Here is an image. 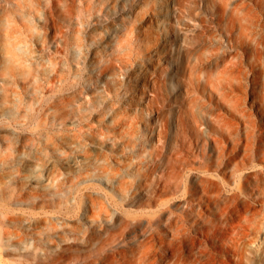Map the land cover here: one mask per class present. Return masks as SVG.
I'll return each instance as SVG.
<instances>
[{
    "label": "rangeland",
    "instance_id": "rangeland-1",
    "mask_svg": "<svg viewBox=\"0 0 264 264\" xmlns=\"http://www.w3.org/2000/svg\"><path fill=\"white\" fill-rule=\"evenodd\" d=\"M146 1L0 0V264H180V216L210 264H233L237 244L241 264H264V0H183L177 16ZM230 60L233 87L217 83ZM243 121L254 153L233 175L221 161ZM203 178L195 228L170 201L196 202L184 191Z\"/></svg>",
    "mask_w": 264,
    "mask_h": 264
},
{
    "label": "bare ground",
    "instance_id": "bare-ground-1",
    "mask_svg": "<svg viewBox=\"0 0 264 264\" xmlns=\"http://www.w3.org/2000/svg\"><path fill=\"white\" fill-rule=\"evenodd\" d=\"M149 1L150 0L146 1L145 5H147L149 3ZM220 4H221L222 8L225 10L227 9L228 5H230V10H233L235 8V6L237 5V3L232 4L229 0H221ZM173 5L174 6L176 5V7L178 8V10H175L173 12V14H172L173 16H175V15L177 16V14L181 13L182 11H185V12L188 11L183 0H174ZM139 10H141V8H139ZM227 15H228V13H227ZM133 16H134L133 20L138 18V14H134ZM228 29H230V28H228ZM146 30H148V28ZM249 30H251V29H249ZM171 31H172L171 38H175L177 34H176V30L174 29V27H172ZM148 34H149V32H148ZM170 45L171 44H168V47L164 46V47H167V48H165V50H169V47L172 49V47ZM259 52H260V49L258 47H256V49H255V53H257L256 60L259 57L258 56ZM230 61H231L230 64L224 65V68L219 70V76L217 78V83L228 84L229 86L233 87V86H237V83L234 82V80H240V78L242 77V72H241V76L238 73H236V71L239 72L237 60H230ZM215 64H217V65L219 64L218 58L215 59ZM251 67H252V65H251ZM207 75H208V73H206L204 75V81L211 79V77L207 76ZM254 79H255L254 82L258 83L256 76ZM152 86H153V89L155 90V88L157 87V82L154 81ZM262 89L264 90V81L262 83ZM220 94L222 97L227 98L231 102V104L234 105L235 108L239 107L238 101H240V98L242 99V97H240L239 95H235L234 93H231L230 91H226V90L220 91ZM246 96L247 95H245L244 98ZM252 100L258 101L257 109L260 113L264 114V91H263V95L253 93ZM198 107H200L199 104H198ZM198 107L196 105L195 106L190 105V107H189L188 112L191 115L192 120H196V118H197L196 114H195V110H197ZM244 114H246V113L244 112ZM231 115H233V114L231 113ZM243 124H244L243 132L247 138V142L243 145V148L241 150H239L238 147H234L235 150L233 149V151L227 155L226 161H224V159L221 161V165L225 166L224 168H228L231 171V174H233V175L235 174V172H237L241 169V167H242L241 164L244 163V160L249 158L254 153L253 148H252V150H250V147H251L250 146V139L252 137L251 125L248 124L247 122H244V121H243ZM263 152H264V147H263ZM247 173H248V171L246 173L244 172L245 175ZM206 180L207 179H205V178L201 179L199 191L193 193L192 190L191 191L189 190V188H188V190L184 191L185 193L188 194V197L190 199L196 200V202H194V201L189 202V201H187V199L176 201V199H174V198L172 201H170V205L182 206V208L184 209V212H185V214H187V216L195 214V217L190 218V220H188L189 223L191 225H193V227H195V228L197 227V224L199 223L200 220H202V218L204 216L203 209L207 208V200H210V198H212V194L208 188V185L205 183ZM174 187H176V186H174ZM215 194H216V196L222 194L220 191V188H218L216 190ZM232 196H234V195H232ZM232 196L226 195L225 196L226 197L225 202L229 201ZM169 211L170 210L168 208H160L159 214L157 215V218H154V220L157 221V220L163 219V216L166 215ZM186 218H189V217H186ZM179 220H180L179 227H181V229H182L181 235H179L180 247H179L178 257H179L180 264H196L197 253H199V255L201 253H203V255H204L203 258L201 257L202 259L200 261V264H210L211 261L213 260V257H214L213 249L209 250V248L206 246L205 242L201 241L200 239H197L192 234L190 235V234L184 233V232L189 231L188 226H186L187 221L182 216H180ZM186 239H189V241H188L189 246H188L187 251L184 249V243L186 242ZM205 241H208V236L205 237ZM214 247L220 251H223V252L228 251V250L223 249V247L220 245H215V246H213V248ZM233 251L236 252V254H237L235 259H232V257H229V256H224V257H222V259L225 260L227 258V259L231 260L233 262V264H241L242 253H241L240 245L237 244L236 247L233 248Z\"/></svg>",
    "mask_w": 264,
    "mask_h": 264
}]
</instances>
